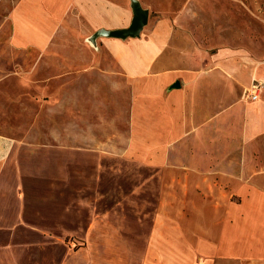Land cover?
Masks as SVG:
<instances>
[{"label":"rangeland","instance_id":"1","mask_svg":"<svg viewBox=\"0 0 264 264\" xmlns=\"http://www.w3.org/2000/svg\"><path fill=\"white\" fill-rule=\"evenodd\" d=\"M138 1L141 36L175 20L170 51L233 50L264 75V0ZM95 33L0 56V264H144L161 167L129 147L131 87ZM246 170L264 191V135Z\"/></svg>","mask_w":264,"mask_h":264},{"label":"crops","instance_id":"2","mask_svg":"<svg viewBox=\"0 0 264 264\" xmlns=\"http://www.w3.org/2000/svg\"><path fill=\"white\" fill-rule=\"evenodd\" d=\"M132 19L126 0H0V56L63 52L58 42L74 33L124 29ZM175 23L101 42L131 87L129 147L161 167L144 264H264V191L246 170L251 142L264 135V102L244 98L264 75L233 50L170 51Z\"/></svg>","mask_w":264,"mask_h":264},{"label":"water","instance_id":"3","mask_svg":"<svg viewBox=\"0 0 264 264\" xmlns=\"http://www.w3.org/2000/svg\"><path fill=\"white\" fill-rule=\"evenodd\" d=\"M131 9L133 12V19L128 28L119 30H99L90 38V41L95 43L96 39L99 37L122 41L140 38L144 27L148 23L149 11L144 10L138 0H131Z\"/></svg>","mask_w":264,"mask_h":264},{"label":"built area","instance_id":"4","mask_svg":"<svg viewBox=\"0 0 264 264\" xmlns=\"http://www.w3.org/2000/svg\"><path fill=\"white\" fill-rule=\"evenodd\" d=\"M260 90H261V84L258 82H253L247 95L248 99H251L252 101H257L259 98Z\"/></svg>","mask_w":264,"mask_h":264},{"label":"bare ground","instance_id":"5","mask_svg":"<svg viewBox=\"0 0 264 264\" xmlns=\"http://www.w3.org/2000/svg\"><path fill=\"white\" fill-rule=\"evenodd\" d=\"M90 40V39H89Z\"/></svg>","mask_w":264,"mask_h":264}]
</instances>
